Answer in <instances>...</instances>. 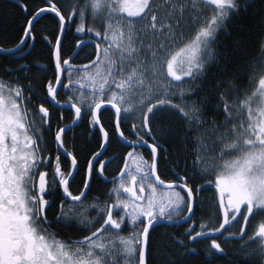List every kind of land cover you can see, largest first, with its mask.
Here are the masks:
<instances>
[{
  "label": "snow or ice",
  "instance_id": "snow-or-ice-1",
  "mask_svg": "<svg viewBox=\"0 0 264 264\" xmlns=\"http://www.w3.org/2000/svg\"><path fill=\"white\" fill-rule=\"evenodd\" d=\"M11 2L23 22L0 55L24 59L39 39L49 64H0V264H264V0ZM81 124L98 149L83 163L67 147Z\"/></svg>",
  "mask_w": 264,
  "mask_h": 264
},
{
  "label": "trees",
  "instance_id": "trees-1",
  "mask_svg": "<svg viewBox=\"0 0 264 264\" xmlns=\"http://www.w3.org/2000/svg\"><path fill=\"white\" fill-rule=\"evenodd\" d=\"M47 18L42 19L39 24H37V30L43 31L44 35H48L49 32H54V20L52 18V14H46ZM23 22V16L20 14V12L13 8V4L11 0H0V47L4 48H10L14 46V43L16 42V36L17 32ZM255 22L254 21H247L246 25L251 26ZM58 34V33H57ZM235 35V33H234ZM75 36L76 34L73 33L67 37L65 40V47L70 49L69 56H71L76 49L72 48L71 45L75 43ZM49 39H51V36H49ZM93 51V46L90 44L88 47L84 48L83 51L79 53L78 56L75 57V59L72 61L74 64H84L87 63V57L89 53ZM253 54H255V49L252 50ZM11 62V63H10ZM0 64L2 65H8V66H16L18 64H28L32 69L33 72H35L36 65H42V66H48V47L47 45L41 41L37 40L35 44V48H33L29 55H26L24 59L21 60H15L14 57L11 56H0ZM43 74V73H41ZM48 75L51 76V71L48 72ZM60 99L61 103L64 105H67L65 102L68 99V95H66V90L61 89L60 95L58 97ZM57 112H63L65 116L68 117L63 123L64 124H70L71 122V114L69 113L68 109H57ZM55 124V122H54ZM134 137H130L132 139ZM73 146H75V151L79 154L81 163H83V158L88 155V151L91 148L92 150H98L96 149V143L94 140H92L91 136L87 132V126L84 124H81L80 126H77L73 128L71 131L67 133V147L69 151L73 150ZM114 151H110V155H113L117 157V159L114 160L113 164L108 166V174L109 178L111 176H114L117 174V165L120 163L119 161V154L121 152V148L115 147V141L113 142ZM64 158L62 157V160ZM164 161H161V164L163 165ZM64 170L68 171L70 170V163L64 165ZM81 176L82 173H78L75 176V179L70 184V190L74 194H78L79 191L83 190V185L81 184ZM162 179H170L171 177H161ZM112 187L111 184H108L106 186H97L93 185V191L89 193V199L92 197H99L101 200L107 199L106 196V189H110ZM214 186L208 187L205 192L201 196V205L203 208V211H198L196 216L193 218L197 221V228H199V222L203 218L205 222H207L208 217L206 216V213H209L210 211L215 210V205L213 204L211 197L214 195L213 191ZM60 199H63L61 196ZM60 199H57L56 207L53 209H50L49 212H58L59 210V204ZM88 215L90 217H95L96 212L89 209ZM51 216V214H50ZM213 222L215 220L213 219ZM191 223V222H189ZM188 225H184V227H180L177 225L176 227H170V228H159L158 232L161 233H173V234H179L184 231V228H186ZM239 224H236L233 226L231 231H235L237 227H239ZM86 233H80L75 231H70L67 233V235L63 236L64 238H73V239H81L82 236ZM202 243H208V241H203Z\"/></svg>",
  "mask_w": 264,
  "mask_h": 264
},
{
  "label": "flooded vegetation",
  "instance_id": "flooded-vegetation-1",
  "mask_svg": "<svg viewBox=\"0 0 264 264\" xmlns=\"http://www.w3.org/2000/svg\"><path fill=\"white\" fill-rule=\"evenodd\" d=\"M84 38L87 39V37H84ZM42 170H43V169H42ZM49 171H50V170H49ZM72 181H73V180H72ZM72 181H71V182H72ZM71 182H70V184H71ZM108 202H109V203H112L111 200H109ZM49 219H52V216L49 215ZM61 238H64V237H61ZM64 239H66V238H64ZM71 239H73V238H71ZM73 240H77V239H73Z\"/></svg>",
  "mask_w": 264,
  "mask_h": 264
},
{
  "label": "water",
  "instance_id": "water-1",
  "mask_svg": "<svg viewBox=\"0 0 264 264\" xmlns=\"http://www.w3.org/2000/svg\"><path fill=\"white\" fill-rule=\"evenodd\" d=\"M0 56H4V55H0ZM64 109H68V105H64V107H63ZM72 181V180H71ZM70 181V182H71Z\"/></svg>",
  "mask_w": 264,
  "mask_h": 264
}]
</instances>
